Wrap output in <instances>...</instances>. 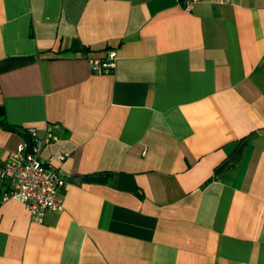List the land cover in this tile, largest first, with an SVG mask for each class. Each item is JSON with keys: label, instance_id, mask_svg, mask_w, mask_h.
Wrapping results in <instances>:
<instances>
[{"label": "crops", "instance_id": "obj_1", "mask_svg": "<svg viewBox=\"0 0 264 264\" xmlns=\"http://www.w3.org/2000/svg\"><path fill=\"white\" fill-rule=\"evenodd\" d=\"M188 1L0 0V162L69 153L41 221L0 181V264H264V0Z\"/></svg>", "mask_w": 264, "mask_h": 264}, {"label": "built area", "instance_id": "obj_2", "mask_svg": "<svg viewBox=\"0 0 264 264\" xmlns=\"http://www.w3.org/2000/svg\"><path fill=\"white\" fill-rule=\"evenodd\" d=\"M198 0H189L184 9L190 11ZM223 2V0H220ZM116 53L109 51L104 58H90L88 64L95 74H108L115 66ZM28 138L20 143L15 152L0 162V181L7 185L3 201L20 202L26 212L41 221L47 212L61 210L60 189L65 178L55 164H61L69 157L68 152H54L43 160L42 150L58 140L50 126L41 130L26 129Z\"/></svg>", "mask_w": 264, "mask_h": 264}]
</instances>
